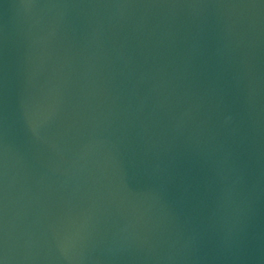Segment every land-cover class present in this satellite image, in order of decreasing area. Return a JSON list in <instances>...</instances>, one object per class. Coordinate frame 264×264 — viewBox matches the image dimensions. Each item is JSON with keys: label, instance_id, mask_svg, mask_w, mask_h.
Here are the masks:
<instances>
[{"label": "water", "instance_id": "1", "mask_svg": "<svg viewBox=\"0 0 264 264\" xmlns=\"http://www.w3.org/2000/svg\"><path fill=\"white\" fill-rule=\"evenodd\" d=\"M0 264H264V0H0Z\"/></svg>", "mask_w": 264, "mask_h": 264}]
</instances>
